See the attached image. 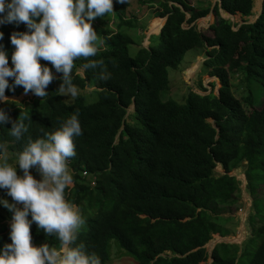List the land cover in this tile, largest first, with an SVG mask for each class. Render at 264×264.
<instances>
[{
  "label": "trees",
  "instance_id": "obj_1",
  "mask_svg": "<svg viewBox=\"0 0 264 264\" xmlns=\"http://www.w3.org/2000/svg\"><path fill=\"white\" fill-rule=\"evenodd\" d=\"M260 3L253 8V0H220L211 10L209 0L158 2V34L150 36L147 48L138 47L131 55L129 47L135 43L124 30L133 25L121 15L129 0H113V13L92 22L102 48L88 58L102 60L110 79H98L93 70L80 76L77 68L84 59L74 61L73 83L81 90L93 85L95 102L86 103L83 94L66 101L56 91L60 80L53 79L47 96L24 104L28 110L12 109L7 101L0 106L13 120L27 115L25 139L54 130L61 119L78 111L82 134L74 138L76 155L67 161L73 183L65 198L85 220L77 243L96 252L101 264L110 259L111 240L119 247L114 250L123 251L132 264H207L208 259L209 264H264V197L257 192L264 188V97L256 107L250 90H239L238 98L231 91V79L238 76L246 83L255 79L264 89V0ZM218 4L242 18L260 7L261 14L237 28L220 17ZM210 12L215 20L202 33L195 21ZM26 30L23 23L0 24V43L9 53L10 67V35ZM191 49L203 51L208 77L220 84L218 94L189 91L184 103L161 100L160 92L170 89L168 69H175ZM48 66L54 72L50 62ZM21 93L22 86L5 89L6 97ZM10 126L0 127V143L16 155L24 140L9 136ZM217 165L223 174L215 171ZM238 168L252 199L246 220L250 237L241 246L221 242L208 252L205 246L213 235L230 236L225 226L233 217L223 214L240 199V182L230 175ZM10 217L0 206V246L11 242ZM30 235L31 243L59 247L35 223Z\"/></svg>",
  "mask_w": 264,
  "mask_h": 264
},
{
  "label": "clouds",
  "instance_id": "obj_2",
  "mask_svg": "<svg viewBox=\"0 0 264 264\" xmlns=\"http://www.w3.org/2000/svg\"><path fill=\"white\" fill-rule=\"evenodd\" d=\"M126 2L116 0V3ZM113 11V0H0V24L23 23L27 29L10 35L14 46L11 67L9 53L0 43V102L8 99L5 89L11 91L15 86H22L23 94L43 98L48 95L46 88L53 79L60 80L57 92L77 97L73 69L74 61L80 58L84 59L80 70H93L100 80L110 79L111 73L102 60L88 58L99 50L93 20ZM3 35L0 32V40ZM41 59L50 62L54 72L61 75L55 76L48 64L40 63ZM78 115L75 111L61 119L54 130H41V136L25 139L27 115L13 120L0 107V127L10 124L8 135L16 142L24 140L22 150L16 154L15 166L8 162L5 145L0 143V189L11 197V202L0 197V206L11 213L8 225L11 242L0 246V264H101L96 252L77 243L85 220L78 206L65 198L66 188L73 183L67 161L76 155L74 138L82 134ZM30 167L39 174V179L33 177ZM17 168L22 174H17ZM33 223L46 237L54 236L59 247L47 243L33 245L30 235Z\"/></svg>",
  "mask_w": 264,
  "mask_h": 264
},
{
  "label": "rangeland",
  "instance_id": "obj_3",
  "mask_svg": "<svg viewBox=\"0 0 264 264\" xmlns=\"http://www.w3.org/2000/svg\"><path fill=\"white\" fill-rule=\"evenodd\" d=\"M166 1V0H129V4L125 6L124 12L121 14L124 20L131 22L133 28L129 30V28L124 31L130 35L135 44L129 47V52L133 55L138 47L147 48L149 45L150 36H155L158 34V28L161 24V21L155 16L156 10H158V2ZM211 3V9L214 8L216 3L219 0H209ZM254 4L257 0H253ZM215 3V4H214ZM194 4V2H191ZM254 8V7H253ZM222 13L220 12V17ZM258 13L255 10H252V16L242 18L240 15L236 14L233 16V21L231 22L234 25L242 24L244 21H253ZM187 18L189 15L186 16ZM215 18L213 13H209L206 17L200 18L195 21V25L197 30L202 33L208 32L209 25L214 22ZM231 21V20H230ZM112 28H114L113 20L108 23ZM184 28L188 27L187 24L183 25ZM159 43V42H158ZM157 43V44H158ZM97 47L102 48L101 39L97 42ZM206 57L204 56L203 51L199 49H191L187 51L180 62V64L175 69H168L169 76V84L170 89L168 91L160 92V99L165 100H173L177 103H184L189 91L208 94L211 91L214 95H217L219 89V82L213 77H208L207 70L204 68V60ZM40 63L49 64V62L41 59ZM77 73L80 76H84V71L77 68ZM213 84V86L211 85ZM232 94L235 97H239V90L245 89L250 90L256 99L255 106L259 107L263 97H264V89L258 83L257 80L251 79L248 83L242 82L238 77H232ZM201 86L206 89V92L201 90ZM95 88L93 85L86 87L84 90L78 88L79 94H83L85 97L86 103H93L97 99V93L94 91ZM67 100L72 101L73 97L70 94H64ZM7 102L12 103V109H22L28 110L29 106H25L26 102L33 101L36 96L32 93L30 94H19L18 96H10L7 97ZM3 102H0V106ZM15 104V105H13ZM132 106L128 109V113L132 112ZM211 122V120H209ZM6 155L8 158V162L15 166V157L16 155L10 153L6 150ZM69 168V167H68ZM70 170V168H69ZM30 173L34 178L39 179V174L35 171L34 168L29 169ZM215 171L218 174H222L223 170L220 165H217ZM17 174H22L21 170L17 168ZM231 175H234L236 179L240 182L241 195L240 199L237 201V205L233 208L230 213L223 214L224 217L231 216L233 220L225 226L226 230L230 231V236L223 237L222 240H219L218 235H213L212 239L206 244L205 248L208 252H210L213 247L218 243H232L241 246L243 242H245L248 237H250V232L246 224V220L248 214L250 212L252 199L246 193V180L243 169L238 168L231 172ZM242 180V181H241ZM72 186V184L70 185ZM257 192L264 197V188L260 187ZM0 197L8 199L11 202V197L6 196L5 190L0 189ZM221 238V237H220ZM33 245L39 246L42 243H32ZM114 246L118 249L119 247L116 245V242L111 240L109 243V254L110 259L106 264H132V259L129 258L123 251L114 250ZM111 247V248H110ZM211 262V259H208L207 264Z\"/></svg>",
  "mask_w": 264,
  "mask_h": 264
},
{
  "label": "water",
  "instance_id": "obj_4",
  "mask_svg": "<svg viewBox=\"0 0 264 264\" xmlns=\"http://www.w3.org/2000/svg\"><path fill=\"white\" fill-rule=\"evenodd\" d=\"M219 1H220V0H219ZM261 2H262V0H261ZM214 4H215V3H214ZM219 7H220V5H219ZM220 12L222 13V14H221V15H222L221 17H222L223 19H226V20H229V21L231 20V22L233 21V16H232V15H229L228 13L222 11L221 8H220L219 13H220ZM259 14H260V13H259ZM258 16H259V15H258ZM258 16H257V17H258ZM257 17H256V18H257ZM256 18H255V20H256ZM165 20H166V18L164 19V22H165ZM255 20H254V21H255ZM254 21H252V22H248V23H253ZM240 25H241V24H239L238 26H240ZM222 174H223V173H222ZM230 175H231V174H230ZM231 176H234V175H231ZM219 240H222V238L219 239Z\"/></svg>",
  "mask_w": 264,
  "mask_h": 264
}]
</instances>
